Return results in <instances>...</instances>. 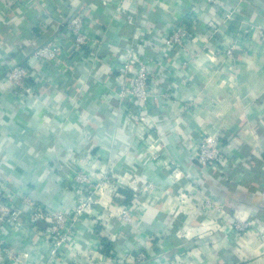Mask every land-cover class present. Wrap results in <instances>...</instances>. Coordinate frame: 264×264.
<instances>
[{
  "label": "crops",
  "instance_id": "1",
  "mask_svg": "<svg viewBox=\"0 0 264 264\" xmlns=\"http://www.w3.org/2000/svg\"><path fill=\"white\" fill-rule=\"evenodd\" d=\"M220 2L231 17L206 0H0V188L13 205L21 194L30 200L19 204L15 222L0 220V239L28 251L30 264L45 262L51 244L47 224L30 223L33 204L74 212L80 193L69 174L77 161L89 173H112L102 199L110 204L76 223L53 264H93L88 250H102L104 239L114 254L142 251L152 264H264V239L231 223L243 217L264 232V0ZM77 11L87 13L86 32L99 41L83 51L68 39L67 19ZM184 21L193 35L187 64L178 47L163 45L172 23ZM55 37L68 44L66 74L33 57ZM133 43L152 74L150 99L139 105L118 96L130 81L121 72ZM234 43L232 59L217 53ZM12 65L33 73L22 92L3 79ZM201 133L226 145L233 168L197 164ZM147 181L157 190L145 206ZM133 203L140 209L132 224L103 223V214ZM0 264L9 263L0 257Z\"/></svg>",
  "mask_w": 264,
  "mask_h": 264
},
{
  "label": "built area",
  "instance_id": "2",
  "mask_svg": "<svg viewBox=\"0 0 264 264\" xmlns=\"http://www.w3.org/2000/svg\"><path fill=\"white\" fill-rule=\"evenodd\" d=\"M208 3L217 7L218 11L225 14L226 17H231L233 12L226 5L222 4L220 0H206ZM88 15L85 12L77 11L71 14L67 19L68 39L71 43L72 49L76 51H83L87 48H92L99 43L96 39L90 37L85 29V23L88 20ZM192 32L187 22H173L170 26L166 36L163 39V45L169 49L178 47L182 51L183 63L187 64L190 60L192 52L189 47L190 40H192ZM133 43L126 49V56L122 63V76H130L129 82H123L118 89V96L122 102L129 104H145L150 99V91L148 83L152 76L150 73V64L147 58L143 57L134 46ZM205 48V45L201 46ZM236 44L225 46V48L217 53H223L230 59L235 54ZM67 41H63L60 37H55L48 43L36 48L33 52V57L41 65L50 63L58 64L61 72L66 74L70 70V58ZM33 75L27 67L20 65L8 66L3 72V79L5 82H10L15 85L16 92H22L23 88L27 86L28 80ZM164 99L169 100L171 94L164 92L162 94ZM193 105L192 101L185 104V108L189 109ZM141 121L145 117H140ZM233 137V136H232ZM152 158L158 159L160 157V146L157 140L154 139L151 144ZM229 149L222 143V141L211 134L201 133L194 140V157L196 162L201 167H209L219 164L221 166H228L230 160L228 155H231ZM77 161V160H76ZM169 165H174L172 160ZM233 168L229 165V169ZM69 174L70 181L73 182L80 193L79 201L74 212H67L64 209L51 204L32 203L34 208L30 214V223L36 225L38 223H46L48 229V236L51 244H49L48 258L45 262H34L31 264H53L55 257H57L64 249V247L71 242L73 237V229L76 223L83 217L91 214L95 205H102L107 208L110 201H103V194L105 192V180L110 181L112 173L105 169L98 174L89 173L80 167L77 161L70 167ZM170 177L173 180H180L181 173L178 171L172 172ZM121 180V178H120ZM193 185V182L190 183ZM145 194V201L143 204L153 205L154 201L152 195L157 190V185L153 181H147L142 185ZM97 194L100 198H96ZM185 192H181L179 200L184 202L187 198ZM199 203L198 200H195ZM207 204L216 208L220 212H224V208L219 205L216 206L210 200H206ZM18 205L9 202L7 195L0 188V220L3 222L13 223L17 220L18 214L21 212L19 204L30 203L26 195H19L16 200ZM139 205L122 204L120 208L113 212H106L103 216V223H106L110 217H117L124 225H130L134 222L136 215L139 213ZM232 228L236 233L247 234L249 232L257 233L264 239V232L259 229H254V223L243 217H234L231 219ZM190 233L186 232L185 237H189ZM153 239V238H150ZM0 257L9 264H30V253L28 251H19L16 247L6 243L0 239ZM87 259L93 264H112L114 262H141L142 264H152L147 261V254L142 251L136 253L128 251L114 254L111 250V255H106L102 250H88ZM90 262V263H91Z\"/></svg>",
  "mask_w": 264,
  "mask_h": 264
},
{
  "label": "trees",
  "instance_id": "3",
  "mask_svg": "<svg viewBox=\"0 0 264 264\" xmlns=\"http://www.w3.org/2000/svg\"><path fill=\"white\" fill-rule=\"evenodd\" d=\"M254 168H258V167H254ZM244 171V170H241ZM53 205V204H51ZM57 206V205H56ZM105 242V247L102 248V252H104L106 255H111V250H112V244L110 242H106V240H103Z\"/></svg>",
  "mask_w": 264,
  "mask_h": 264
},
{
  "label": "water",
  "instance_id": "4",
  "mask_svg": "<svg viewBox=\"0 0 264 264\" xmlns=\"http://www.w3.org/2000/svg\"><path fill=\"white\" fill-rule=\"evenodd\" d=\"M112 264H142V263L141 262H134V263H132V262H114Z\"/></svg>",
  "mask_w": 264,
  "mask_h": 264
}]
</instances>
